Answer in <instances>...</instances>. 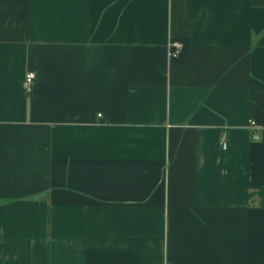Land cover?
<instances>
[{
  "label": "crops",
  "instance_id": "1",
  "mask_svg": "<svg viewBox=\"0 0 264 264\" xmlns=\"http://www.w3.org/2000/svg\"><path fill=\"white\" fill-rule=\"evenodd\" d=\"M0 264H264V0H0Z\"/></svg>",
  "mask_w": 264,
  "mask_h": 264
},
{
  "label": "built area",
  "instance_id": "2",
  "mask_svg": "<svg viewBox=\"0 0 264 264\" xmlns=\"http://www.w3.org/2000/svg\"><path fill=\"white\" fill-rule=\"evenodd\" d=\"M183 45L180 42L173 43L171 46V49L169 51V55L171 57L176 56L179 51L182 49ZM35 79V74L34 73H29L26 77V83H25V90L27 93H31L33 90V81ZM101 116V115H99ZM251 125L254 127L255 122H251ZM254 139H258L259 136L257 134L253 135ZM218 147L222 150H227L229 148V143L227 140V135L226 132L222 131L219 133L218 139H217Z\"/></svg>",
  "mask_w": 264,
  "mask_h": 264
}]
</instances>
